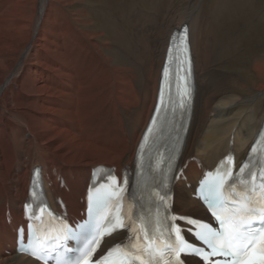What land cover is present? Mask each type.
I'll return each instance as SVG.
<instances>
[{
    "label": "bare ground",
    "instance_id": "obj_1",
    "mask_svg": "<svg viewBox=\"0 0 264 264\" xmlns=\"http://www.w3.org/2000/svg\"><path fill=\"white\" fill-rule=\"evenodd\" d=\"M151 1L108 0L110 5L90 12L73 10L82 0H0V264H38L15 250L35 168L42 171L50 205L58 209L61 199L76 221L94 169L104 176L117 168L121 177L124 168L135 164L169 41L184 24L195 94L179 157V165H187L174 196L179 214L202 212L206 218V208L193 195L197 180L229 153L237 164L247 156L264 123V56L253 57L245 63L246 73L241 71L239 60L253 35H245L244 14L237 13L232 25L238 30L230 36L221 2L215 20L207 19L202 7L173 8L172 0H164L161 12ZM108 11H124L120 23L128 22L126 32L111 27ZM147 30L154 36L142 33ZM231 43L235 47L229 53ZM249 73L254 91L246 94L252 90ZM143 157L148 160L145 152ZM124 234L105 244L114 246Z\"/></svg>",
    "mask_w": 264,
    "mask_h": 264
},
{
    "label": "snow or ice",
    "instance_id": "obj_2",
    "mask_svg": "<svg viewBox=\"0 0 264 264\" xmlns=\"http://www.w3.org/2000/svg\"><path fill=\"white\" fill-rule=\"evenodd\" d=\"M168 75L166 69L164 76ZM184 97L190 99V94L185 91ZM180 107H184L183 98ZM148 131L151 133L152 129ZM233 164V157L228 156L225 170H217L214 179L205 182L203 187V201L211 217L218 222L219 230L199 220H186V223L199 227L200 231L194 234L207 246V250L187 243L180 235L181 229L171 223L167 230L168 240H165L163 221L158 215L153 221V235L150 237L143 217L138 224L133 219L131 209L127 213L123 212L125 188L114 186L103 196L89 197V214L93 217V222L82 225L81 229L89 230L90 235L85 238V245L79 250L80 256L73 264H136L137 261L139 264H152L153 261L155 264H160L161 261L163 264H172L173 261L174 264H183L181 253L200 257L206 264H264V172L257 175L249 170L245 175L248 165L242 164L238 169L240 175L234 176L231 170ZM208 175L211 177L213 173ZM123 183L127 184L128 181L124 180ZM157 195L160 201L165 200V196L159 193ZM175 219L176 217H172V220ZM121 230L128 233L126 241L112 247L106 246V252L102 251L93 261L92 256L100 247L103 237ZM173 232L175 242H168L173 239ZM68 235L73 239L80 238L79 233L75 231H70ZM157 240L160 241L159 244ZM18 251H29V248L21 245ZM49 251L50 248L45 247L43 243H37L31 249V255L40 260ZM143 255L148 258L143 259Z\"/></svg>",
    "mask_w": 264,
    "mask_h": 264
},
{
    "label": "rangeland",
    "instance_id": "obj_3",
    "mask_svg": "<svg viewBox=\"0 0 264 264\" xmlns=\"http://www.w3.org/2000/svg\"><path fill=\"white\" fill-rule=\"evenodd\" d=\"M82 1L84 2V4L82 6H79L77 4L75 7H73V10L74 11H80V10H88V11H90L92 9V11L95 12L98 8H101L103 6V4L110 5V3H108V0H82ZM163 2H164V0H162V1L161 0H155V1L152 2L153 4L152 3L151 4L153 5V8L155 7V4H156V6L158 5L157 7H160L159 9H162ZM220 2H221V4L224 5L223 10L222 9L221 10L224 13H227V16H228L227 17V23H229V25L228 24H225V26H226L225 27V30L226 31H227V29L228 30H231L230 36H231V33L232 32H236L238 30L237 29L238 27L235 26V25H232V23L236 21V20L234 21V18H236L237 13H240V12H242L244 14V16H245L244 18L246 19V23H245V21L242 22V25L244 26V30H245V35L247 34L246 36H249V34L250 35L253 34V35H251V36L248 37L249 43L246 44V46L244 48L242 47L243 49H246L247 52H246L245 56L242 57V60H239V62H241L243 64V66H244L243 68H241V69H243L241 71H243V72L246 73L245 63H247L246 64V66H247L249 64L250 60L253 57H263L264 56V26H263V29H261V30L260 29L259 30L257 29L260 26V24L261 25L264 24V0H218V1H216V0H172L170 7L178 8V7H181L183 5H184L185 8L186 7H192V8L202 7V9L205 11V13L207 14V16L210 15L207 19L214 18L215 20L216 19L219 20L221 15L217 14V10L219 9V6L217 7L216 5L218 3H220ZM226 3L228 4V6H227ZM133 5H134V2L129 5V8L132 9L133 8ZM170 7H169V9H171ZM147 9H150V8H147ZM162 11H163V9L161 10V12ZM122 12H124V11H122ZM122 12L119 13L120 14L119 15V14H115L113 12H109L108 11L107 14H108V16L111 19V22H110L111 25H112L111 27H113L117 31L120 30L121 32L122 31H125L126 32L127 31V28L126 27L128 26V22L126 23V26H125V24H121L120 23V22H122V19H123L122 18L123 17V13ZM130 14L131 13L128 11L125 16L127 18H130L131 17ZM94 15H95V13H94ZM97 15H99V14H97ZM229 16H233V18L232 19H229ZM93 20H94V18H93ZM252 25L254 27L256 26L257 28L256 27L254 28ZM98 26H99V24L98 23H95L94 28H96ZM130 31H134V29L133 30L130 29ZM259 31H261L260 32V35L257 34V33H259ZM251 32H253V33H251ZM122 33H124V32H122ZM142 33L144 35L147 34L148 37H153L154 36V31L153 30H147V32H145V33L143 31ZM254 34L256 36H254ZM128 35L131 38L130 33H128ZM230 38H232V37H230ZM234 45H235V43H231L230 44L231 47L227 46L226 51H229V53H231L230 51L233 49V47H235ZM214 65H216L215 66L216 70L220 68L219 66H217L216 63ZM221 68H223V67H221ZM231 71H237V70L233 69ZM239 71H237V72H239ZM248 76H250L251 78L248 77ZM246 77L248 78L247 86L252 89V90H248L246 92V94H250V93H252L254 91V89H253L254 88L253 87V82H251V81H254L255 79L252 77V75L250 73L247 74ZM260 107H261V109H264V102H263V104ZM176 212L179 214L181 212V210H179L177 208L176 209ZM196 213L197 212H195V213L194 212H192V213L190 212L188 214L190 216L196 217ZM189 215H187V216H189ZM200 219H202V218H200Z\"/></svg>",
    "mask_w": 264,
    "mask_h": 264
}]
</instances>
